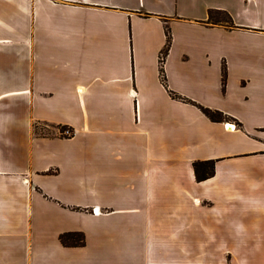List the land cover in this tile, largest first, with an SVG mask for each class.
Returning <instances> with one entry per match:
<instances>
[{"label": "crops", "instance_id": "0c3cea01", "mask_svg": "<svg viewBox=\"0 0 264 264\" xmlns=\"http://www.w3.org/2000/svg\"><path fill=\"white\" fill-rule=\"evenodd\" d=\"M196 1L0 0V264H264V0Z\"/></svg>", "mask_w": 264, "mask_h": 264}, {"label": "trees", "instance_id": "16d2710c", "mask_svg": "<svg viewBox=\"0 0 264 264\" xmlns=\"http://www.w3.org/2000/svg\"><path fill=\"white\" fill-rule=\"evenodd\" d=\"M233 17L231 16V14L227 11L224 10H215V9H211L209 10V16H208V20L207 23L210 25H220V26H224L226 28H237V26L234 25L233 23ZM166 35H167V43L164 47V49L161 52V56H160V72H161V78L163 83L165 84V86L168 89L167 86V80L165 77V70H164V64L165 61L167 59V56L169 55V52L171 50V46H172V33H171V29L167 28L166 30ZM227 70L224 68L223 69V84L225 85L227 82ZM171 95L173 96V98L177 99V100H181V101H185L188 103H191L193 105L198 106L202 112L208 117L210 118L212 121L215 122H224L226 121L224 114L220 111L217 110H212L210 108H206L203 106H199L198 104H196L195 102L184 98L180 95H178L177 93L170 91ZM66 128V127H63ZM194 169L196 172V177L197 180L200 181H205L211 177L214 176L215 174V162L214 161H206V162H196L194 163ZM77 236H80L82 238V242L85 243V234H77V233H67L61 236V241L64 245L66 246H75V238ZM82 243V244H83Z\"/></svg>", "mask_w": 264, "mask_h": 264}, {"label": "rangeland", "instance_id": "374dc122", "mask_svg": "<svg viewBox=\"0 0 264 264\" xmlns=\"http://www.w3.org/2000/svg\"><path fill=\"white\" fill-rule=\"evenodd\" d=\"M240 2H241V0H240ZM240 2H239V0H197L196 3L192 7L190 6V11H185V12H188L189 14H202L205 11L206 7L210 3H213V4L214 3H221V4L225 5V6H227L228 8H231L233 11L240 13L241 12V10H240L241 9V4L239 5V7L237 6V3H240ZM182 9L184 11V8H182ZM233 23L236 26L235 20L233 21ZM228 29H230V28H228ZM233 29H235V28H233ZM237 38L238 37L236 36V37H234L233 39L230 40L231 47L237 48L239 45H241L240 40L237 39ZM224 68L227 70L225 65H224ZM225 118H228V117L225 116ZM226 121H234V120L228 118V119H226ZM231 123L233 125H235L236 129L239 128L238 125L235 124L234 122H231ZM66 130H71L72 136L65 135L64 133H65ZM38 133L39 134H46L48 136L58 135L59 137H62V138H71V137L75 136V131L72 128H69V127L63 128V127H55V126H49V127L43 126V127L38 129ZM197 162H206V161H197ZM215 165H216V162H215ZM71 233H77V234L81 233L82 234V232H71ZM85 238H86V236H85ZM74 240H75V243H76L75 246L82 247V246L86 245V240H85V243H83L82 242V238L80 236H77Z\"/></svg>", "mask_w": 264, "mask_h": 264}, {"label": "built area", "instance_id": "2783aa9c", "mask_svg": "<svg viewBox=\"0 0 264 264\" xmlns=\"http://www.w3.org/2000/svg\"><path fill=\"white\" fill-rule=\"evenodd\" d=\"M64 134H65V135H68V136H72V132H71V130H66Z\"/></svg>", "mask_w": 264, "mask_h": 264}, {"label": "bare ground", "instance_id": "6f19581e", "mask_svg": "<svg viewBox=\"0 0 264 264\" xmlns=\"http://www.w3.org/2000/svg\"><path fill=\"white\" fill-rule=\"evenodd\" d=\"M228 128H230L232 130V129H235L236 127L233 125H228Z\"/></svg>", "mask_w": 264, "mask_h": 264}]
</instances>
